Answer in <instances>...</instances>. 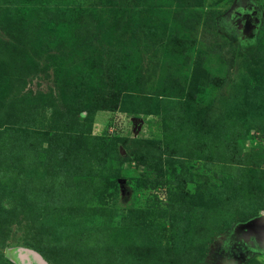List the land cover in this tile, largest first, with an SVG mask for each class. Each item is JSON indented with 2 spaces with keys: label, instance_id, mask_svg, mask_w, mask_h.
I'll return each mask as SVG.
<instances>
[{
  "label": "rangeland",
  "instance_id": "1",
  "mask_svg": "<svg viewBox=\"0 0 264 264\" xmlns=\"http://www.w3.org/2000/svg\"><path fill=\"white\" fill-rule=\"evenodd\" d=\"M54 4L62 43L44 19L0 58V264H87L124 228V264H264V0ZM38 135L42 155L13 166L3 146Z\"/></svg>",
  "mask_w": 264,
  "mask_h": 264
},
{
  "label": "trees",
  "instance_id": "2",
  "mask_svg": "<svg viewBox=\"0 0 264 264\" xmlns=\"http://www.w3.org/2000/svg\"><path fill=\"white\" fill-rule=\"evenodd\" d=\"M36 1L37 0H11L9 1L8 5L6 6L4 10L5 12L3 14V19L1 21V27L6 32L7 36L9 37L10 42L5 43L2 45V47H0V58H2L4 61L6 60L10 61L9 65H11L13 59H16L20 55L23 56L25 54L26 52L24 50L25 44L27 46V42H29L28 40L29 37L31 36V34H35L34 32H36L41 22H45L44 19L47 21L46 25L50 24L49 26L51 27V33L54 35L52 39L53 38L55 39L54 43L56 42L62 43L61 36L55 37V34L57 32L59 33L63 32V30H61L63 27V23H64L62 20V15L65 14V12L60 11L56 8L57 6L56 4H54L55 0H40V1L38 0L37 2ZM58 45L63 46L64 44H58ZM119 87H120L119 88L120 90L123 89L122 86H119ZM60 90H61V95L64 101V105L65 103H67V105L64 106L66 111L69 112L70 115L79 114L81 112L80 111L81 109H76L75 106H73L72 104L73 101H71V99L69 98L67 94V89L65 87H62L60 88ZM121 92L124 93L125 90H122ZM114 100L116 101V103L118 102L117 104H119L120 101L117 100V98H115ZM47 105L50 107L56 108V106L54 105L51 106L50 103H48ZM119 112L128 115V112H126V110L124 111L119 110ZM12 115L18 116V114H13V113ZM190 132L192 134L199 136L196 123H193L192 129ZM77 135H79V133L74 134L75 137L73 139V148L71 152L73 153L75 152L76 154L80 155L78 152L79 151L78 148H74L80 142V139H81ZM198 138L192 144V146H188L190 151L187 153V155H189V157L191 158L194 157L196 159L203 160L204 156L200 150H201V147L205 145L197 144ZM17 142L18 141L16 139H12L9 145L3 146V147L8 148L12 146L15 151L13 149H8L7 151L8 153L7 157L9 158V162L13 166H18L19 164L20 167H24L28 165L26 163L27 162L26 160L31 161V162L36 161L35 157L39 154L40 150H41L40 155H42L43 148H41V143L45 142V136L43 137V135L42 136L38 135L35 138H33V141L25 142V144L30 143V146L23 153L18 152V150L21 147L17 145L19 143ZM213 148L216 149L217 147L213 146ZM0 151L3 152L2 149H0ZM174 156L176 155L174 154ZM34 174H35V170L33 168L31 170L30 176L28 175V177L34 178ZM27 179L30 180V178H27ZM25 198H26L25 200L27 201L28 197H25ZM24 203L28 205L32 213L33 209L31 205L29 204L30 202L29 203L24 202ZM12 211L14 213L15 209H12ZM104 229L108 230L109 228L108 229L104 228ZM120 231H121L120 233L116 232L114 233L112 238H109L108 242L106 243L107 245L104 246V248H101V247L91 248V249H87L86 251H84L83 253L85 256L84 259H86V263L87 264H124L125 255L128 254L127 252L130 247L129 239H131V236H130L131 231L126 228L120 229ZM63 249L67 250L65 246H62L60 248V250H63ZM122 251L125 252L122 262L116 261L112 258V255L114 253L122 252ZM68 252L69 251H67V253ZM67 253L64 255V258L65 257L67 258ZM69 256L70 255L68 253V257Z\"/></svg>",
  "mask_w": 264,
  "mask_h": 264
},
{
  "label": "water",
  "instance_id": "3",
  "mask_svg": "<svg viewBox=\"0 0 264 264\" xmlns=\"http://www.w3.org/2000/svg\"><path fill=\"white\" fill-rule=\"evenodd\" d=\"M132 122H133L134 130L136 132L137 128L139 127V124L141 123V119L132 118ZM30 257L36 260L38 264H46L43 260L40 259V257L37 254L27 250H22L19 253H17L16 257L14 256V259L16 258L15 260L17 264H31Z\"/></svg>",
  "mask_w": 264,
  "mask_h": 264
}]
</instances>
